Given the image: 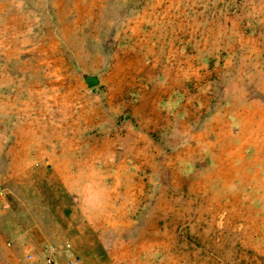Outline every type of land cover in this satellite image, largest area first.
Listing matches in <instances>:
<instances>
[{
    "label": "rangeland",
    "instance_id": "obj_1",
    "mask_svg": "<svg viewBox=\"0 0 264 264\" xmlns=\"http://www.w3.org/2000/svg\"><path fill=\"white\" fill-rule=\"evenodd\" d=\"M47 254L264 264V0H0V264Z\"/></svg>",
    "mask_w": 264,
    "mask_h": 264
},
{
    "label": "built area",
    "instance_id": "obj_2",
    "mask_svg": "<svg viewBox=\"0 0 264 264\" xmlns=\"http://www.w3.org/2000/svg\"><path fill=\"white\" fill-rule=\"evenodd\" d=\"M53 250H54V248L51 247L50 251L52 252ZM46 262H47V264H56L55 261L53 260L52 256L49 254H47ZM68 264H76V260L75 259L69 260Z\"/></svg>",
    "mask_w": 264,
    "mask_h": 264
},
{
    "label": "water",
    "instance_id": "obj_3",
    "mask_svg": "<svg viewBox=\"0 0 264 264\" xmlns=\"http://www.w3.org/2000/svg\"><path fill=\"white\" fill-rule=\"evenodd\" d=\"M87 80H88L89 83H93L95 81V78L87 77Z\"/></svg>",
    "mask_w": 264,
    "mask_h": 264
}]
</instances>
